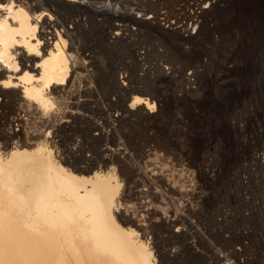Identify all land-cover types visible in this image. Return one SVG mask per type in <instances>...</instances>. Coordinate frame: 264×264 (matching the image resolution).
I'll return each mask as SVG.
<instances>
[{"label":"rangeland","instance_id":"obj_1","mask_svg":"<svg viewBox=\"0 0 264 264\" xmlns=\"http://www.w3.org/2000/svg\"><path fill=\"white\" fill-rule=\"evenodd\" d=\"M87 1L59 15V29L78 37L79 81L52 90L66 103L47 116L68 123L27 142L19 102L0 101V122L14 136L0 138L2 159L39 146L69 172L108 171L111 214L153 264H264V0ZM137 95L156 103L154 112L132 110ZM4 177L0 250L11 246L9 229H29L34 216L30 202L23 207L25 177ZM51 195L58 220L49 227L63 241L72 207ZM14 202L28 211L17 221L8 215Z\"/></svg>","mask_w":264,"mask_h":264},{"label":"bare ground","instance_id":"obj_2","mask_svg":"<svg viewBox=\"0 0 264 264\" xmlns=\"http://www.w3.org/2000/svg\"><path fill=\"white\" fill-rule=\"evenodd\" d=\"M211 1L213 4L218 2ZM88 4L87 0H0V14L7 15L0 18V63L5 67L0 75V94L3 96L0 101H3L2 106L12 101L19 102L24 115L16 119V123L27 142L52 135L51 126L68 123V120H61L62 116H57L59 119L54 121L48 119L50 115L47 116L66 103L65 97L60 96L62 100L53 97L52 90L56 92L60 87L64 90L69 83L73 86L79 81L76 74L79 62L75 63L78 51L73 42L78 37L71 33L72 28L69 29L71 32L66 27L59 29L62 24L59 15L62 11H82ZM209 5L210 1L207 6L200 7L205 10ZM72 24L80 25L77 22ZM118 35L115 34L116 37ZM155 104L151 99L137 95L133 97L130 108L141 107L139 110L143 114L145 110L152 113ZM140 112L137 111V115ZM9 129L3 128L0 122V138H5V143L14 137ZM30 150L12 151L7 161L0 156V174L6 179L10 172H20L30 188L23 207L28 202L34 206L30 210L34 216L27 222L31 224L30 228L20 229L18 226L6 234L12 242L8 247L1 245L0 264H153L151 253L143 243H137V237L133 239L132 233L123 229L111 214L116 192L108 171L103 175L95 169L79 167V170L69 172L60 164L62 168L55 166L51 155L42 147L35 146ZM51 192L72 207L71 226L63 235L64 244L61 238L63 231L55 226L49 227L51 220H58V216L49 211L55 204V196ZM24 210L18 211L14 202L8 215L17 221L20 220L19 215L25 217L27 214L28 211ZM82 234L83 242L79 240ZM80 245L81 249L92 252H80L77 249Z\"/></svg>","mask_w":264,"mask_h":264}]
</instances>
